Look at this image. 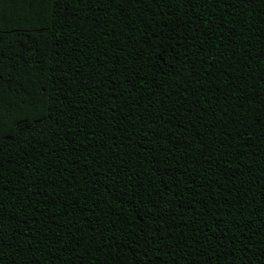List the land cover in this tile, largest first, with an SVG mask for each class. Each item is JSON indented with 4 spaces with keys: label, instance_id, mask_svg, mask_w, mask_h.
<instances>
[{
    "label": "trees",
    "instance_id": "1",
    "mask_svg": "<svg viewBox=\"0 0 264 264\" xmlns=\"http://www.w3.org/2000/svg\"><path fill=\"white\" fill-rule=\"evenodd\" d=\"M0 264H264V0H0Z\"/></svg>",
    "mask_w": 264,
    "mask_h": 264
}]
</instances>
